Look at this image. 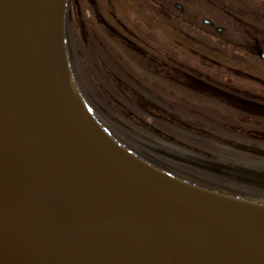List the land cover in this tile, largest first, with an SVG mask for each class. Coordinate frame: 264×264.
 <instances>
[{
	"label": "water",
	"instance_id": "obj_1",
	"mask_svg": "<svg viewBox=\"0 0 264 264\" xmlns=\"http://www.w3.org/2000/svg\"><path fill=\"white\" fill-rule=\"evenodd\" d=\"M62 3L0 0V264H264L263 206L126 162L63 100Z\"/></svg>",
	"mask_w": 264,
	"mask_h": 264
},
{
	"label": "rangeland",
	"instance_id": "obj_2",
	"mask_svg": "<svg viewBox=\"0 0 264 264\" xmlns=\"http://www.w3.org/2000/svg\"><path fill=\"white\" fill-rule=\"evenodd\" d=\"M69 1L70 16L76 20L79 27L75 30L69 43L64 37L62 41L63 69L66 80L73 90L83 114L96 122L95 117L100 114L103 125L97 123L105 137L131 157L133 156L125 151L117 141H114L106 130L110 121L114 122V118L101 109L94 99L91 98V104L85 100L79 93L73 80L74 75L65 62L72 51V43L75 44L76 51L79 52L77 40L80 37L85 38L83 32L87 28V23L83 20L82 13L91 22L93 29L122 58L129 62L137 77H144L148 82L156 81L160 85L172 89L176 95L189 97L194 102L208 108L226 111L234 116L245 115L250 122L252 120L264 121V89H257L254 92L241 90L232 84L231 79V76L235 75L264 85V65L255 57L257 51L264 52V0H231L225 5L211 0H122L129 7L152 9L158 13L160 21L165 26H156L155 33L158 40L164 44L159 41L145 43L142 39L135 37L124 21H129L131 16L127 17L121 13V9L116 7L113 0ZM171 29L194 39L223 59L219 62L211 57L209 62L208 57L194 58L190 51L187 55L180 54L173 41L172 47L168 48V38L173 36L170 32ZM193 61L202 67L196 66ZM209 64L221 71L206 69ZM113 80L122 94L135 104L153 114L171 119L177 125H183L178 119L169 118V115L155 108L150 99L142 96L130 84L120 83L115 78ZM129 81L135 82V77H129ZM90 87L95 94H101L96 82L92 83ZM107 103L120 113L126 112L110 97H108ZM131 119L134 118L131 117ZM134 120L143 127H148L147 124ZM104 125L107 127L105 128ZM193 132L201 135L208 134L206 128H193ZM252 135L254 138L264 141L263 133L250 136ZM249 142L245 145L237 143L236 146L251 151L264 152L263 143L255 145L254 142ZM178 156L182 158L181 155ZM133 158L135 159V157ZM186 160H191L209 170L231 177L253 179L258 174L259 177L264 175V168H243L231 161L219 158L197 159L195 156H188ZM246 196L249 195L246 194ZM237 198L243 199L244 197Z\"/></svg>",
	"mask_w": 264,
	"mask_h": 264
},
{
	"label": "trees",
	"instance_id": "obj_3",
	"mask_svg": "<svg viewBox=\"0 0 264 264\" xmlns=\"http://www.w3.org/2000/svg\"><path fill=\"white\" fill-rule=\"evenodd\" d=\"M211 1L221 2L224 5L226 3L220 0ZM113 3L125 16H131L129 21H124L135 37L142 39L145 43L159 41L164 44L158 40L155 33L156 26H165L156 11L129 7L122 0H113ZM69 4L70 1L65 0L63 28L67 43L79 27L76 20L69 16ZM82 18L87 23V28L83 32L85 38L80 37L77 40L79 52L72 43V51L67 59L68 66L74 75V83L85 100L91 104V98L94 99L101 109L114 118V122L110 121L108 127L104 125L111 137L137 158L177 180L213 194L264 206V175L259 177L258 174L253 178L262 181L231 177L186 160L188 156H195L197 159L212 157L231 161L243 168H264V153L240 148L234 143V140H238L244 145L249 141L254 142L255 145L264 144V141L247 133L251 131L264 134V121L250 122L245 115L234 116L226 111L208 108L189 97L176 95L172 89L156 81L148 82L144 77H137L129 62L93 29L91 22L83 13ZM170 32L173 36L168 38V48L174 44L180 54L187 55L191 50L193 52L191 56L194 58L201 59V56H204L208 57L209 62L211 57L221 61L219 55L210 50L202 51L201 47L185 35L172 29ZM260 63L264 65L263 62ZM195 65L202 67L196 62ZM210 68L217 72L221 71L211 64L206 69L211 70ZM131 76L135 77V82L129 81ZM112 77L120 83L130 84L134 90L150 99L155 108L169 115V118L178 119L183 125H177L171 119L153 114L132 102L115 86ZM231 79L232 84L241 90L254 92L257 89H264V85L246 78L234 75ZM94 82L99 85L98 91L101 94H95L90 89V85ZM108 97L114 99L126 112L120 113L111 108L107 103ZM131 117L147 124L148 127H143ZM95 119L100 124L103 123L100 114L96 115ZM193 128H206V131L213 134L212 138L193 133Z\"/></svg>",
	"mask_w": 264,
	"mask_h": 264
},
{
	"label": "bare ground",
	"instance_id": "obj_4",
	"mask_svg": "<svg viewBox=\"0 0 264 264\" xmlns=\"http://www.w3.org/2000/svg\"><path fill=\"white\" fill-rule=\"evenodd\" d=\"M65 0H63V3ZM80 2V0H78ZM62 3V4H63ZM80 4V3H79ZM78 5V4H77ZM62 6V11H61V18L59 19V22H57L54 25L53 28V34H52V39H51V45H50V57H51V66L53 69V73L55 76V79L57 81L58 87H59V92L61 94V97L63 98L64 101L72 104L74 107H76L81 113H83V110L78 103V100L71 89L68 81L66 80L65 74H64V61H63V55H62V41H63V34H64V28H63V11H65V6ZM86 9V8H84ZM87 10V9H86ZM69 16H70V7L68 8ZM71 17V16H70ZM62 20V21H61ZM58 21V20H57ZM63 31V32H62ZM184 35L183 33H181ZM194 43H196L200 47V43L195 41L194 39H191ZM65 62L68 66V60ZM78 89V88H77ZM91 129L95 132L97 136L119 157H121L123 160L126 162H129L130 164L143 168L144 170L151 171V169L134 160L132 157H130L126 152L120 150L117 146H115L109 139L105 137L103 134V131L101 127L98 125L96 121H93L89 117H86Z\"/></svg>",
	"mask_w": 264,
	"mask_h": 264
},
{
	"label": "flooded vegetation",
	"instance_id": "obj_5",
	"mask_svg": "<svg viewBox=\"0 0 264 264\" xmlns=\"http://www.w3.org/2000/svg\"><path fill=\"white\" fill-rule=\"evenodd\" d=\"M207 23V22H206ZM208 24V23H207ZM188 38V37H187ZM189 40H191L192 38H188ZM192 41V40H191ZM193 42V41H192ZM196 44V43H195ZM200 47L203 49L202 51H204V52H207V50H210L212 53H214V54H216L213 50H211V49H209V48H207V47H204L202 44L200 45ZM190 52L191 53H193L191 50H190ZM221 57V56H220ZM204 58V56H201V59H203ZM221 59H223V58H221ZM196 62V61H195ZM208 134H206V135H201V134H198V133H196V134H198L199 136H204V137H208V138H212V136L211 135H213L211 132H209V131H206ZM193 133H195V132H193ZM247 133H249L250 135L251 134H257V133H254V132H251V131H247ZM258 135V134H257ZM252 137H254L253 135H252ZM234 143L235 144H240V145H244L243 143H241V142H239L238 140H234ZM256 153H264V152H258V151H255Z\"/></svg>",
	"mask_w": 264,
	"mask_h": 264
}]
</instances>
